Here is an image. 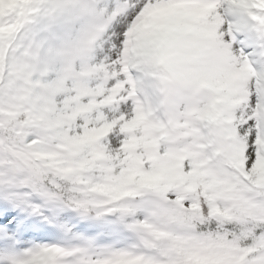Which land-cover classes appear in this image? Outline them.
<instances>
[{
  "label": "snow or ice",
  "instance_id": "1",
  "mask_svg": "<svg viewBox=\"0 0 264 264\" xmlns=\"http://www.w3.org/2000/svg\"><path fill=\"white\" fill-rule=\"evenodd\" d=\"M0 264H264V0H0Z\"/></svg>",
  "mask_w": 264,
  "mask_h": 264
}]
</instances>
